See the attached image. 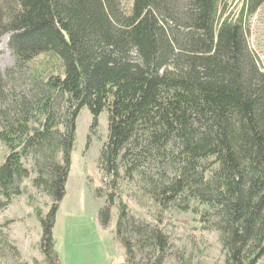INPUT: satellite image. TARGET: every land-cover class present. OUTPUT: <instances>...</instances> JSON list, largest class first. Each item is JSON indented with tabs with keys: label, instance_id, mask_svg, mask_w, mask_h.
Returning a JSON list of instances; mask_svg holds the SVG:
<instances>
[{
	"label": "trees",
	"instance_id": "16d2710c",
	"mask_svg": "<svg viewBox=\"0 0 264 264\" xmlns=\"http://www.w3.org/2000/svg\"><path fill=\"white\" fill-rule=\"evenodd\" d=\"M220 2L0 0V42L8 36L13 57L0 71V209L25 194L32 174L31 186L50 200L43 213L28 195L47 264H61L52 230L83 108L91 131L108 114L99 168L112 192L101 226L120 178L158 209L155 224L138 223L119 202L127 264H164L168 238L159 224L168 209L191 212L216 232L224 264L264 257V71L242 21L264 0H246L236 21ZM45 54L59 58L62 74L31 71ZM1 250L13 262L0 231Z\"/></svg>",
	"mask_w": 264,
	"mask_h": 264
},
{
	"label": "rangeland",
	"instance_id": "374dc122",
	"mask_svg": "<svg viewBox=\"0 0 264 264\" xmlns=\"http://www.w3.org/2000/svg\"><path fill=\"white\" fill-rule=\"evenodd\" d=\"M245 3L246 0H221V8L227 9L224 17L236 21ZM242 21L246 27L248 48L259 69L264 71V3L254 13L244 12ZM7 41L8 36H4L0 42L1 72L13 66ZM29 67L43 78L49 74H62V64L54 54L37 57ZM91 123L87 108L81 109L76 120L66 195L59 205L52 230L55 251L61 264H127L126 250L116 234L119 202L138 223L155 224L158 209L140 194L134 182L120 178L116 191H113L115 199L110 207V222L106 227L101 226L99 211L112 192L99 168L100 151L108 137L107 112L98 116L97 127L92 131ZM3 155L4 150L0 148V160ZM25 167L30 170L31 164L28 162ZM33 177L31 174L22 184L25 194L14 197L10 205L0 209V231L5 234L9 246L14 248L13 262L5 250L0 251V264H47L39 248L42 228L28 195L43 213L47 212L50 200L31 186ZM159 225L168 238L164 264H177L178 257L190 264H224L225 254L218 234L205 230L195 214L168 209L163 212ZM257 264H264V257Z\"/></svg>",
	"mask_w": 264,
	"mask_h": 264
}]
</instances>
